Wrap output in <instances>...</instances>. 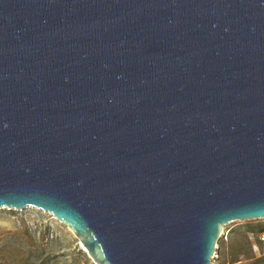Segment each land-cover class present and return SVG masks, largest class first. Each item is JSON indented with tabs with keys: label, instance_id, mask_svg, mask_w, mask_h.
<instances>
[{
	"label": "water",
	"instance_id": "water-1",
	"mask_svg": "<svg viewBox=\"0 0 264 264\" xmlns=\"http://www.w3.org/2000/svg\"><path fill=\"white\" fill-rule=\"evenodd\" d=\"M95 264H213L264 218V0H0V210Z\"/></svg>",
	"mask_w": 264,
	"mask_h": 264
},
{
	"label": "rangeland",
	"instance_id": "rangeland-1",
	"mask_svg": "<svg viewBox=\"0 0 264 264\" xmlns=\"http://www.w3.org/2000/svg\"><path fill=\"white\" fill-rule=\"evenodd\" d=\"M264 218L225 225L213 264H264ZM0 264H95L63 223L41 210H0Z\"/></svg>",
	"mask_w": 264,
	"mask_h": 264
},
{
	"label": "built area",
	"instance_id": "built-area-1",
	"mask_svg": "<svg viewBox=\"0 0 264 264\" xmlns=\"http://www.w3.org/2000/svg\"><path fill=\"white\" fill-rule=\"evenodd\" d=\"M261 240L264 241V235L261 237Z\"/></svg>",
	"mask_w": 264,
	"mask_h": 264
}]
</instances>
